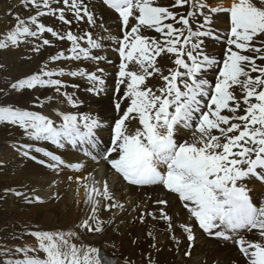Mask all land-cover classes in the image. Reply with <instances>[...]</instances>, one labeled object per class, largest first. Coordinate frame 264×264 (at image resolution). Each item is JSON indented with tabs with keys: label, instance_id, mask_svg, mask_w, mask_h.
Instances as JSON below:
<instances>
[{
	"label": "snow or ice",
	"instance_id": "6c2138e0",
	"mask_svg": "<svg viewBox=\"0 0 264 264\" xmlns=\"http://www.w3.org/2000/svg\"><path fill=\"white\" fill-rule=\"evenodd\" d=\"M21 2L23 7L35 9V14L27 19L15 16L16 24L0 37V50L17 48L27 38H34L42 41L32 48L39 53L44 46H54L44 38L48 33L55 40L70 44L67 49L70 55L59 51L50 57L53 63L62 59L98 61L102 58L92 50L102 48L103 38L94 39L87 31L82 36L74 33L72 20L66 18V12H70L77 22L86 18L88 25L96 26L95 14L84 0H62L63 7L59 8L53 4L61 0ZM102 2L118 14L122 25L121 37H107L117 44L115 50L120 56L115 81L117 93L124 86L123 96L115 104L120 115L111 128V146L93 154L91 150L99 144L97 129L101 122L90 115L55 110L61 121L57 124L39 112L6 106L0 107V124L17 126L29 139L50 142L58 149L66 145L81 147L85 156H91L97 163L101 159L106 161L130 185L162 186L177 195L205 233L232 241L247 264H264V201L255 203L247 184L251 178L264 183V63H257L264 62V0H260V6L254 0H231L228 6L222 3L212 6L206 0H174L170 6H161L157 0ZM185 6L191 8L186 14L171 10ZM217 13H226L230 19V27L223 36L212 29L213 16ZM47 16L57 17L68 29L61 32L46 26L41 18ZM100 27L104 25L101 23ZM147 31L160 35L149 36L145 34ZM205 37L222 40L225 45L222 60L204 51ZM255 40H259L260 46L254 45ZM249 52L257 55L245 54ZM162 56L172 57L175 65L167 68V74L158 63L157 58ZM213 68L217 71L211 83L204 74ZM103 71L97 68L95 72L84 69L65 72L63 68L49 70L44 65L38 73L12 87L16 90L54 88L75 108L77 101L73 95L61 91L68 85L54 77H83L92 85L88 90L98 93L103 91L105 80L97 72ZM153 76L162 81L159 86L148 85L147 80ZM123 100L129 103L121 113ZM132 120L139 124L134 130H130ZM180 129L191 130V140L178 141L176 134ZM22 147L26 149L25 156L32 150L42 153L53 162L47 165L49 168L65 165L59 155L42 147ZM67 166L76 171L84 167L80 163ZM84 179L90 181L84 184V203L90 205L91 214L76 227L101 233L104 221L98 215L101 204L98 198L110 201L104 205L105 211L123 206L116 203L106 181L101 189L93 177ZM16 195L29 203L40 201L39 196L30 197L21 192ZM157 203L167 205L162 199ZM161 218L171 220L163 209ZM91 222H95V227ZM182 227L187 239L192 241V227ZM253 230L259 235V241L246 239L247 233ZM28 234L38 246L16 248L15 254H22V258L8 260L6 264H118L95 246L72 243L78 236L74 231L38 230ZM38 252L43 257L30 254ZM124 264L130 261L125 260Z\"/></svg>",
	"mask_w": 264,
	"mask_h": 264
},
{
	"label": "bare ground",
	"instance_id": "6f19581e",
	"mask_svg": "<svg viewBox=\"0 0 264 264\" xmlns=\"http://www.w3.org/2000/svg\"><path fill=\"white\" fill-rule=\"evenodd\" d=\"M157 2L161 6H170L174 3V0H157ZM84 3L95 14L96 26L88 25L86 18L85 21L77 22L70 12H66V18L72 20L71 31L81 36L87 31L92 34L94 39L103 38L101 39L102 48L93 49L92 52L100 57L112 56L111 51L117 48V44L113 40L107 39V37H121V23L111 11L101 5L99 0H84ZM221 3L224 6H228L231 0H212L209 5L217 6ZM53 7H63L62 0L60 3H54ZM190 9V7L186 6L171 10L186 14ZM33 14H35V9L30 6L28 8L23 7L21 0H0V37H3L16 24V15L27 19ZM41 22L61 32L68 29V26L63 25L55 16L43 17ZM101 23L104 28L100 27ZM217 24L219 28L229 25V16L226 13L214 14L212 29L216 28ZM193 27L195 28L196 25L194 24ZM145 34L153 37H159L160 35L154 31H147ZM44 38L51 40L54 46H44L39 53L32 51V48L37 44H41L42 41L34 38H27V41L17 48L10 47L8 51L0 50V59L3 61L0 66H2V69H8L10 74V76H6L7 79L0 76V83L9 86L7 83L11 81V75L12 77L14 75L13 69L21 66L19 63L24 65L26 73V75H21V79L35 74L33 73L34 71H31L32 69L38 68L36 72H39L44 65H48L49 70L63 68L65 72L77 71L78 69L86 71H94L97 68L104 69L102 74L106 75L107 78L102 76L105 79V85L103 91L98 93L88 90L92 87L89 82L86 87H79L75 83V77L65 75L54 78H59L68 85L66 88L61 89L62 92L66 91L69 95H73L77 103L81 102L87 105L84 113L87 111L90 116L101 122V127L97 129V132L100 133L97 135H101L98 139L109 144L112 135L111 128L114 126L115 119L120 115L114 109V106L118 100H121L124 92L123 86L120 88L119 93L114 90L117 73L110 72L102 58L94 63H77V61L63 59L53 63L50 57L56 55L59 51H65L69 55L67 49L70 44L67 41H57L48 33L44 34ZM204 39V51L208 55L222 60L224 43L222 41L216 42L214 39L207 37ZM81 45L87 47L85 41H81ZM255 55L257 54L255 53ZM157 59L159 65L165 68V74H167V68L175 67L171 62L172 57L162 56ZM26 60L30 61V63H27ZM257 63L262 62L258 60ZM129 67L133 68V65H129ZM216 71L215 68L209 70L204 74L205 78L209 82L214 83ZM255 75L253 73V76ZM147 83L149 86H159L162 81L158 76H153L147 80ZM73 85L76 87H73ZM20 93L4 97L5 107L7 105H18L19 108L47 115L56 120L57 124L61 121L56 117L55 110L65 113H72L73 111V107L67 104L64 96L57 94L54 88L22 89ZM103 96H107L109 99H103ZM37 97H39V100H37ZM15 98H20V100L17 99L18 102H16ZM110 99L114 100V102L111 103ZM128 103L129 101L123 100L121 111L124 110ZM40 104H43V107L38 106ZM105 123H108L110 127L105 129L103 127ZM137 127H139L138 121L132 120L130 130H134ZM176 138L180 142L191 140V130L180 129L176 134ZM1 145H7V147L31 145L33 149L42 147L45 151H51L59 155L65 161V165L55 169L49 168L47 165L53 162L44 157L42 153L32 150L29 152V156H23L18 161L14 170L8 171L6 168L0 167V182L3 185L0 202L2 211H4L5 218L8 217L11 229L15 232L18 229L25 231V235L23 232L22 236L23 241L30 242L32 236L28 233L31 231H74L78 236L72 239V243L77 246H80V244L95 246L102 250V254L105 253V249L113 253L121 252L136 264L247 263L243 255L231 245H222L220 242L206 239L197 229L198 224L195 219L183 210L178 199L167 195L159 186L145 189L128 187L124 184L122 177L116 174L107 163L102 161L97 163L91 156L87 158L78 157L72 149L67 148L68 145L58 149L47 141H33L17 126L0 124ZM106 146V149L110 147ZM2 150L3 148L0 147V158ZM32 156L38 160H44L45 163L39 164L36 161H30L29 158ZM76 163L83 164L84 167L76 171L67 166ZM88 176L98 181V186L101 189L106 181L116 203L123 206L105 211L104 205L110 203V201L98 198L101 200L98 215L104 221L101 233L88 232L86 229L76 227L91 214L90 205L84 203L86 200L84 184L90 183L84 178ZM70 177L71 179H69ZM77 178H79V182H77ZM247 184L253 201L257 204L264 201V183L257 182L254 178H251L247 181ZM17 192L24 193L30 197L39 196L40 201L36 202L33 200V202L29 203L23 196H17ZM161 199L167 201L166 206L157 203V200ZM161 209L171 218L170 222L161 218ZM3 213L0 211L1 215ZM91 223L95 227V222ZM182 225L192 227L194 236L192 241L187 239V233ZM13 234L9 232L7 236H13ZM13 238L11 237L10 240ZM246 239L259 241L260 237L256 230H253L251 233H247ZM119 264H124V262Z\"/></svg>",
	"mask_w": 264,
	"mask_h": 264
},
{
	"label": "rangeland",
	"instance_id": "374dc122",
	"mask_svg": "<svg viewBox=\"0 0 264 264\" xmlns=\"http://www.w3.org/2000/svg\"><path fill=\"white\" fill-rule=\"evenodd\" d=\"M223 27L224 26H221V28H219V26L217 24L216 25V28H213V31L214 32H217V33L221 34V36H223V34L225 33V30H224ZM256 43H257V45H256ZM254 45L255 46H260L259 45V40H255L254 41ZM224 48H225V46H224ZM8 50H9V48L7 50H1V51H8ZM245 54L251 55V56H254L255 55L254 52L253 53L252 52H249V53H245ZM0 61H1L0 63H3L2 59H0ZM26 62L27 63H30V61H28V60H26ZM262 63H264V62H262ZM19 64H21V66H18L15 69H13L14 75H13V77L11 75V77H10V80L11 81H9L7 83L9 86H7L6 84L0 83V107H5V105H4V97L10 96V95H14V94H21L20 93L21 90L20 91L19 90H16V89L13 90V87H12V85L14 84L13 82H18V81L21 80V75L22 76L23 75H26V73L24 71V65H22V63H19ZM1 70H2V73H1ZM37 70H38V68H35V69H32L31 71H34L33 73H38V72H36ZM8 72H9L8 69H6V68L2 69V66H0V76H3L4 78L7 75L10 76V74ZM1 74H3V75H1ZM4 74H6V75H4ZM5 79H7V77ZM122 86L123 85H121V87ZM123 89H124V86H123ZM17 99L20 100V98H17ZM17 99L15 98L14 100H16V102H18ZM7 106L18 107V105H7ZM114 109L116 110L115 106H114ZM99 142H102L104 145H108V142H104L102 140H99ZM0 147L3 148V150H2V156L0 158V167H4L8 171L14 170L15 169V166L18 164V161L21 160V158L23 156H25L23 154V152L26 151V149L23 148L22 146H20V147H17V146H15V147H13V146L7 147V145H1ZM92 152H93V154H97L98 149H94V150L92 149ZM29 160L30 161H36L38 163L40 161L38 159H35L34 160V159H31V158H29ZM39 164H41V163H39ZM2 188H3V185L0 182V202H1ZM0 211H1V213L4 212V211H2L1 204H0ZM8 220H9L8 217L5 218V214L4 213H3V215L0 214V264H6V261H8V260H17V259L22 258V254H15L14 250L16 248H25V247H33L34 248V247H37V241L34 238H32V237L30 238V242L31 243L30 242L23 241L22 240V236H23V232H24V235H25V231H23L22 229L21 230L18 229L15 232L13 229H11V226H10L11 223ZM18 228H20V227H18ZM9 232L14 233L13 236H7V235H9ZM11 237H14V238L12 240H10ZM34 240H35V242H34ZM18 243H19V245H18ZM14 244H15V246H14ZM80 245H83V244H80ZM105 251L108 252V253L109 252L110 253H113V252L108 251L106 249H105ZM5 253H9V254L6 255ZM41 253L42 252L33 253V254L30 253V254H32V255L35 254V255H39L40 256ZM114 253L120 254L121 252H114ZM121 254L126 257V255L124 253H121Z\"/></svg>",
	"mask_w": 264,
	"mask_h": 264
},
{
	"label": "water",
	"instance_id": "95a60500",
	"mask_svg": "<svg viewBox=\"0 0 264 264\" xmlns=\"http://www.w3.org/2000/svg\"><path fill=\"white\" fill-rule=\"evenodd\" d=\"M108 258V257H107ZM109 260H116V258L115 257H112V258H108Z\"/></svg>",
	"mask_w": 264,
	"mask_h": 264
}]
</instances>
